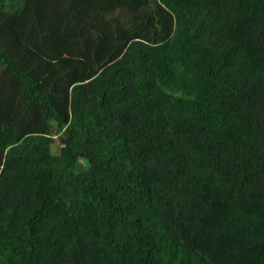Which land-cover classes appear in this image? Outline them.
<instances>
[{
	"label": "trees",
	"instance_id": "16d2710c",
	"mask_svg": "<svg viewBox=\"0 0 264 264\" xmlns=\"http://www.w3.org/2000/svg\"><path fill=\"white\" fill-rule=\"evenodd\" d=\"M0 264H264V0H0Z\"/></svg>",
	"mask_w": 264,
	"mask_h": 264
},
{
	"label": "rangeland",
	"instance_id": "374dc122",
	"mask_svg": "<svg viewBox=\"0 0 264 264\" xmlns=\"http://www.w3.org/2000/svg\"><path fill=\"white\" fill-rule=\"evenodd\" d=\"M58 148H59V141L56 139V140L54 141V144H53V149H54L55 151H57Z\"/></svg>",
	"mask_w": 264,
	"mask_h": 264
}]
</instances>
